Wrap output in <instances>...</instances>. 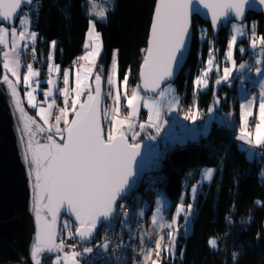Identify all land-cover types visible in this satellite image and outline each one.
Returning <instances> with one entry per match:
<instances>
[{
    "label": "snow or ice",
    "instance_id": "obj_1",
    "mask_svg": "<svg viewBox=\"0 0 264 264\" xmlns=\"http://www.w3.org/2000/svg\"><path fill=\"white\" fill-rule=\"evenodd\" d=\"M258 3L264 5V0H258ZM33 4L34 0H0V25H9L0 26V46L3 47L0 57L5 72L0 83L6 85V92L10 97L9 106L14 107L15 112L19 114L17 123L19 145L31 188V210L35 214L36 229L30 244V259L33 264H42L44 254L56 253V259L52 264H80L77 258L93 253L94 249L84 247L82 252H78L75 250L76 245H69L72 250L65 252V239L61 237V232H66L70 239L78 237V242H84L94 236L95 230L101 224L111 228L113 220L121 218V213L125 218L122 224L127 222L129 207L121 201L125 199L127 190L135 180L133 166L141 148L140 143L136 142L141 133L136 130L135 117L142 105L149 115L147 123L138 124L139 129L154 128L159 134L167 122L164 116L179 111L180 101L174 94L171 79L175 68L182 65L190 48L193 15H198L202 9H206L211 17V27L215 30L225 19L233 15L236 20L242 22L249 0H155L150 36L139 73L143 95L141 85H138L132 90L130 97H125L128 111L123 119L118 118L121 111V94L119 91H116L114 96L112 94V90L117 88V52H113L110 74L107 77L109 90L102 92L100 74H94L92 83L88 81L89 76L93 75V67L98 66V58L102 54L101 33L96 30L95 22L89 19L87 30L89 43L86 47L91 50L85 51L78 58L86 64L80 63L76 69L74 87H69L70 71L63 70L64 87L56 90L63 97L65 106L59 108L58 114L52 111L56 105L54 99L47 103V107L37 106L35 93L41 81L38 79L39 71L34 69L33 63L27 64V70L22 75V85L25 88L23 95L28 106L36 109L43 125L27 114L18 91L21 84V57L32 45L35 60L34 45L38 36L36 31L29 30L28 14L21 15L20 10L23 6ZM39 6L40 0H35L33 11L37 16ZM95 15L103 19L105 11L101 9ZM17 21L19 28L15 26ZM230 27L233 34L227 40V61H233L234 45L238 43L240 37L245 36L240 24L232 23ZM199 32L201 33L199 39L203 41L204 29H199ZM55 43L54 41L53 45ZM250 47L254 53L258 47L264 52V37L257 40L253 33ZM245 51L244 47L239 48V52ZM214 55L210 48L207 67L193 81L197 91L208 85L207 76L216 63ZM47 59L48 88L43 91L44 103L53 96V89L56 87L53 74L61 72L60 65L52 62L53 54L50 53ZM255 63L261 64V59H256ZM245 66L241 64L240 68ZM100 67L102 70V66ZM255 71L257 74H264L260 67H256ZM232 72L231 67H224L223 75L216 83L228 81ZM9 74L14 79L10 78ZM128 79L129 76L125 74L124 82L126 83ZM105 96L113 101L114 108L104 107ZM252 104L253 100L249 99L240 107L245 109ZM212 111L213 108L210 107L208 112ZM251 115V112H243L242 121L245 116ZM49 117H53L54 122H50ZM184 119L197 121V111L190 108ZM259 119L260 123L256 125L257 146L264 144V140L261 139L264 136V131L261 130V126L264 125V81L261 82L259 93ZM237 139L244 141L245 136L239 135ZM213 172L214 169L208 168L204 174L205 178H210ZM195 193L196 189L193 188V194ZM155 203L156 209L152 216L154 225L159 218L160 229L170 228L171 225L163 223L164 217L161 215L165 202L157 199ZM256 203L258 206H264L260 201ZM62 210L69 219L61 222ZM184 211L182 205L175 207L177 217ZM194 212L193 203H189L183 227L178 228L175 233L167 232V244L163 243V237L156 241L157 261L162 252L174 257L176 242L181 232L186 235L189 231L188 225ZM71 217H74V221ZM175 222L174 218L173 223ZM144 239L142 236L141 244L144 243ZM147 239L150 245L151 238ZM208 244L215 249L217 240L209 239ZM103 247L107 249L108 244L105 243ZM140 251L144 253L145 260L151 256L150 248H141ZM139 254L137 253V256ZM236 258L237 254L233 253L234 262ZM20 259L23 261L24 258ZM157 261H153V264H157Z\"/></svg>",
    "mask_w": 264,
    "mask_h": 264
},
{
    "label": "trees",
    "instance_id": "obj_2",
    "mask_svg": "<svg viewBox=\"0 0 264 264\" xmlns=\"http://www.w3.org/2000/svg\"><path fill=\"white\" fill-rule=\"evenodd\" d=\"M115 2L114 7L106 12L105 19L94 20L103 45L98 65L106 71L115 50L119 66L118 77L123 78L127 74L130 86L139 85V71L146 53L155 0ZM34 7L35 0L33 5L25 6L21 11L28 14L31 28L38 33L34 45L38 62L34 64V68L39 71L38 79L41 83L36 94L41 99L47 86V82L42 80L47 73L48 55L52 52L53 62L59 64L61 69L69 68L71 61L83 53L88 23L92 16L87 11L86 0H40L38 16L33 11ZM249 19L256 21L255 33L263 37L262 15L248 12L246 21ZM192 20L193 45L188 64L174 83L176 93L180 95V108L196 102L201 113H204L210 108V103L215 102L219 111H227L231 106L232 92L227 81H222V86L216 92L213 84L208 90L197 91L193 80L201 68L206 66L205 60L210 48L217 57L224 56L230 31L228 26L221 27L215 34L208 22L197 16ZM201 25L205 27L203 41L199 39ZM240 47H244L249 53L245 37L239 38L234 46V59L239 65L248 55L247 52H239ZM1 61L0 58V77L4 73ZM95 67V72H99L100 68ZM212 73L214 77L216 73ZM235 78L236 81L237 77ZM20 89L23 95V87L20 86ZM27 109L34 115L32 111L35 108L27 106ZM145 112L146 109L143 108L140 114L144 115ZM217 123L215 121L206 136L198 141L174 144L166 157H158L157 161L160 162L157 170H141L136 187L128 194L133 198L132 203L137 188L142 192L141 187L151 174H155V178L146 188L148 193L156 194L157 190H161L167 196L175 197L184 189L187 201L192 188H196L193 226L188 235L178 238L176 252L184 256L207 247L205 257L197 264H264V206L256 203L260 201L264 204V175H261L264 153H258L251 145L253 150L247 151L246 145H242L237 139L235 129ZM139 140H145L144 134ZM202 167H213L214 172L209 182L201 184L198 176ZM102 228L101 224L92 242L101 237ZM209 239L217 240L215 249L208 244ZM233 253L237 254L235 262ZM54 257L53 254H44L42 264H51ZM164 262L178 264L176 258L172 260L171 257Z\"/></svg>",
    "mask_w": 264,
    "mask_h": 264
},
{
    "label": "rangeland",
    "instance_id": "obj_3",
    "mask_svg": "<svg viewBox=\"0 0 264 264\" xmlns=\"http://www.w3.org/2000/svg\"><path fill=\"white\" fill-rule=\"evenodd\" d=\"M86 3H87V11L92 16L91 19L94 21V20H99V19L100 20L105 19L106 15H107L106 12L109 9L113 8L116 2H115V0H86ZM101 9H103L105 11V17L103 19H101L100 17L95 15V13L100 11ZM23 14H25V13L22 12L21 15H23ZM28 18L30 20V23L28 25L29 30L34 31L31 28V18L29 16H28ZM232 23H237V22L231 21L228 23L227 28L230 31L229 39L231 38V35L233 34L231 32V27H230V25ZM237 24H240L243 27V30L245 32L244 37L248 40V47L247 48L249 50V53L247 50L243 53V54H245L247 52L248 55L246 58L241 60L242 62L240 63V65L244 64L246 66L244 68H240V65L237 64V61L234 59V56H233V61H227L226 60V53L224 54V56H218L217 57L216 53L213 51L215 54L214 58L216 60V63L213 64L212 70L209 72V74L207 76V79H208L207 87L202 88V90H208L210 85L213 84L214 89L217 92L218 89L223 84L222 81L220 84L216 83V81L218 79H220V77L223 75V68L224 67H231L233 69V72H232V75L230 76L229 80L227 81L228 88H231V90H232L231 98H230V104H231L230 108L227 111H226V109H222L221 111H219L217 108L218 105H216L215 102H212V103H210V107L213 108V111L211 113H209L207 110L206 112L201 113V111L199 109V105H197L196 102H192V103L186 105L185 108L184 107L180 108L179 111L175 112L174 114L171 113L170 115L173 117L174 121L176 122L175 130L173 129V134H171V138H170V139H172V141H174L176 143H180V142L190 143L192 141H198V140H200V138L202 136H206V134L211 130L214 122L217 121L218 122L217 124L220 126L223 124L230 129H235L237 136L244 135L245 140L251 141V143H248V144H252L251 145L252 147L257 146L256 145V132H257L256 125L260 123V119H259V93L261 91V82L264 81V74H257L255 69H256V67H260L262 69V73H264V66L262 65V61H263L262 58L264 57V52H261L260 48L258 47L256 52L254 53L250 47L251 39L253 37V33H255V30H256V21L253 19H249V20L245 21L244 23L238 22ZM0 26H6L7 27V25H0ZM15 26H17L19 28L18 21L16 22ZM199 29H205V27L201 25L199 27ZM255 36H256L257 40H259L261 38V36H257L256 33H255ZM9 39H10V37H9ZM238 41H239V39H238ZM100 42L102 45L101 37H100ZM88 43H89V38H88L87 32H86V40L84 43V49H85L84 53H85V51L91 50L90 48L86 47V45ZM28 49L33 50V46L30 45ZM102 49H103V45H102ZM2 51H3V47L0 46V53H2ZM113 52H112L111 56H113ZM51 54H52V52H51ZM251 56L254 58V60L261 59V64H259L257 66H249L248 59H250ZM0 58L2 60V57H0ZM207 59H208V55H207L205 62L207 61ZM1 62H3V61H1ZM111 62H112V57H111V60L109 61L108 65H107L108 67H107L106 71L104 70V67H102V70H101L100 65H98L97 67L100 68L99 72H95L96 67H93V75L89 76V78H88L89 83H92V81H93L92 79H94L93 78L94 74L100 73L101 77L103 78V82H104V88H105L104 92H107L109 90L107 87V77L110 74ZM205 65H206L205 67L201 68L198 75H196L194 77V80L207 67V64H205ZM33 67H34V65H33ZM77 68L78 67H69V68L67 67L65 69H61L60 73H54L53 74V79L56 80V87L53 89V96L50 98L55 99L56 106H58L59 108H62L65 106L63 103V97L62 96H61L62 97V103L58 102L59 93L56 89L58 88V85H59L58 83L60 81V79H58L59 75L62 78L63 70H69L70 71V86L69 87L70 88L74 87L75 86V83H74L75 82V71ZM117 68H118V73H119L118 64H117ZM26 70H27V65L22 64V67H21V84H20V86H22V87H23L22 75L24 72H26ZM212 72L216 73V75L214 77L212 76V74H213ZM4 74H5V72H4ZM9 77L12 78L10 76V74H9ZM235 77H237L236 81H235V79H236ZM47 78H48V70L46 73V77L42 81H47ZM12 79H14V78H12ZM20 86L18 87V89L21 93L24 105L27 109L28 104H27V101H26V98L24 97V95H22V89H20ZM137 86L138 85L130 86L128 84V81L126 83L124 82V77L120 78L117 75V88L112 90V94L114 96L116 91L120 92V94H121V102H120L121 107L124 105L126 106L125 97H130L132 94V90L134 88H136ZM171 86L174 90H176V85L174 83H171ZM47 88H48V84L44 90H46ZM24 91H25V88L23 87V94H24ZM141 94L143 95L142 91H141ZM36 96H37V94H36ZM250 98H253V104L251 106H248L245 109H241L240 105L243 103H246L247 100H249ZM108 99L111 101L112 108H114L115 105L113 104V101L110 98H108ZM44 101H45V97L40 99L37 96V106L38 107L39 106L47 107V103H51V102H48V100L46 103H44ZM29 108L31 109V107H29ZM190 108L197 111L198 119L195 122L188 121V120L184 119L185 113L188 112ZM141 110H143L142 105L140 107L139 112L136 115V118L141 113ZM123 111L124 110H122L120 112H123ZM32 112L35 115V117L43 124V121L40 120V117L37 114L36 109H35V111H32ZM243 112H251L252 115L251 116H245L244 120L242 121L241 115ZM123 118H120V119H123ZM136 118H135V120H136ZM165 118L166 117H164V120H165ZM167 118L169 119L170 117L167 116ZM249 118H252V119L254 118V120H255V122H253L252 125L249 124V122H248ZM49 120H50V122H54V120H52V117H49ZM144 122L145 121L143 118H140V120L138 122L136 121V123H137L136 130L140 131V133H141L140 136L142 134H144V137H146V136H155L156 137L155 139L145 138V140H148L151 143L152 149L160 157L161 151H162L161 149L163 147H165L166 139H165V137H163L161 130H160L159 134L156 133L154 128H147L146 130H140L138 127V124L144 123ZM200 123H202L203 126H205V128L199 127ZM45 127H47V126H45ZM61 127H63L62 123H61ZM251 128H252V130H250ZM261 130L264 131V125L261 126ZM140 136L137 137L138 140H136V142L140 141L139 140ZM261 139L264 140V136H262ZM163 144H164V146H161V148H160V145H163ZM172 145H174V144H172ZM246 147H247V151L252 149L250 146H246ZM259 147L264 148V144L259 145ZM159 162L160 161H156V162L150 164L147 169H149L151 172L157 170L159 168ZM208 168L214 169L213 167H202V170L199 173L198 180L201 184L203 182H209L211 177H212L211 176L208 179L205 178L204 174ZM261 175H264V166H263V169L261 171ZM154 178H155V174H151L146 178L145 184L141 187V189L143 190L142 192L139 188H137L138 190L135 193L136 196L134 198V201L131 204H129L130 205L129 214L126 218L127 222L122 224V220L125 219L124 217L120 221V225L126 228L127 237H132L133 239L140 242L141 237L143 236L142 235L143 233L140 231V229H138L137 222H138V220H140V218L144 219V221L146 223L145 227H144V231H143L144 235L146 236V238L150 237L151 243L155 246V249L151 250V256H149V258L147 260H145L144 264H153V261H157V257H153L152 253H153V251H155V253H156V241L160 240L161 237H163V240L165 237H167V233H165V231H168V232L172 231L173 233H175L177 231V229L180 228V226L183 227V225L185 223V217L187 215V205L189 203H193L194 209L196 212L195 194H193V188L194 187L192 188L191 193H190V198L187 201L185 200L186 192L184 189H181L179 191L180 193L177 194L175 197H169L165 194V192H163L161 190H157L156 194L148 193L146 191V188L149 186V183H151V181L154 180ZM157 199H160V200L165 202V208L163 209V211L168 210L170 217L166 219V217L163 214V211H162L161 215H163V217H164L163 223L165 225H171L170 228L166 227L164 229H160L158 227V224L160 223L159 218H157L155 225L153 223L152 216H153V213L155 212V209H156L155 201ZM178 205H182L184 210H185L179 217H177L176 213H175V207ZM195 212L193 214L192 221H193V218L196 214ZM141 213H143V214L141 215ZM174 218L176 220L175 223H173ZM65 219H69V217L63 215L61 217L60 221L62 222ZM192 221L188 225L189 231L187 232L186 235H188V233L192 229V226H193ZM72 230L74 232V230H75L74 226H73ZM63 234L67 237L66 232H63ZM183 235H185V234L183 232H181L180 236H183ZM145 236H143V237L145 238ZM57 242H59V241H57ZM144 242H146L145 239H144ZM147 245H149L148 239H147ZM176 249H177V245H176ZM176 249H175L174 257H171L172 260H174V258H176L178 264H197V263L201 262L202 259L205 257V252H206L207 247H205L201 250L195 251V253L189 252V253L185 254L184 256L181 254H178L176 252ZM52 254L55 257L52 259L51 264L56 259V255H57L56 253H52ZM164 260H170V257L168 256L167 252L161 253V256H160L159 260L157 261V264H166L164 262ZM130 264H140V263H137V261L132 260Z\"/></svg>",
    "mask_w": 264,
    "mask_h": 264
},
{
    "label": "water",
    "instance_id": "obj_4",
    "mask_svg": "<svg viewBox=\"0 0 264 264\" xmlns=\"http://www.w3.org/2000/svg\"><path fill=\"white\" fill-rule=\"evenodd\" d=\"M248 12H253L256 15H262L264 37V5H260L258 0H249V4L246 5L245 8V16L242 22L236 20L233 15L225 19L217 29L212 30L215 34H217L221 30V27H227L228 23L231 21L244 23ZM195 16L204 22H208L211 26V17L210 14H207L206 9H202L201 13L198 15H193V17ZM148 33L150 36V28ZM192 40L193 31L190 40V48L186 53V58L182 62L181 66H177L175 68L171 83L176 82V80L180 77L181 72L188 64L187 61L193 45ZM4 75L5 74L3 73L0 80H2ZM139 85H141L142 89L140 75ZM101 86L102 92H104L105 88L103 78L101 80ZM21 100L22 106L25 108L27 114L43 125L35 116L28 112L24 105L22 96ZM9 105L10 97L6 92V85L0 83V264H33L30 259V244L34 238L36 229L35 214L31 210V188L26 175V166L22 160V152L19 145L20 134L17 131L19 114L15 112L14 107H10ZM137 143H140L141 148L140 155L137 157L133 166L135 180L132 186L127 190L125 197L128 195V192L136 187L140 171L148 168V166L156 162L159 157L152 149L151 143L148 140L138 141ZM63 215L65 214H63L62 210L61 217ZM71 218L74 220V217ZM98 228L95 230L94 236L90 240L94 239ZM21 257L24 258L23 261H21Z\"/></svg>",
    "mask_w": 264,
    "mask_h": 264
},
{
    "label": "built area",
    "instance_id": "obj_5",
    "mask_svg": "<svg viewBox=\"0 0 264 264\" xmlns=\"http://www.w3.org/2000/svg\"><path fill=\"white\" fill-rule=\"evenodd\" d=\"M27 14V13H25ZM81 56H77L74 58L69 67H79L80 63H83V61H79L78 58ZM262 65L264 66V57L262 58ZM22 64L27 65L28 63H35L38 62V55L35 51V60H33V50L27 51L25 55H22L21 57ZM75 61V64H74ZM256 60L251 56L250 59H248L249 66H257L255 63ZM59 85L58 88H63L62 78L59 75ZM253 100V98H250ZM49 102L52 101V99H48ZM104 107H107L109 109L112 108L111 101L108 99V97H104L103 101ZM59 107L55 105L53 108V113L58 114ZM127 106H125L124 111L120 112L118 118H123L125 115H127ZM53 118V117H52ZM170 119V118H169ZM142 121V120H141ZM140 121V122H141ZM249 124H253L254 118H250L248 120ZM203 124L200 123L199 127H202ZM251 130V129H250ZM172 144L170 142H167L165 147H163L161 150V158L166 157L171 152ZM255 150L258 153H264V149L259 146H254ZM137 183V182H136ZM129 193V192H128ZM132 196H129V194L125 197L121 203H126L128 207L129 204L132 201ZM164 216L169 218L168 211H163ZM123 218V213H121V218L114 219L112 222V227L107 228L105 225L102 224V233L101 237L97 241H84V242H78V237L76 238H68L66 237L63 232H61V237L65 239V252H69L72 249L69 247V245H76L75 250L78 252H82L84 247H92L94 249L93 253L90 254H84L80 257H78V260L80 261V264H128V262L131 261V259H135L138 262L145 263L144 253H141V248L148 249L150 248L155 249V246L151 243L150 245H147V241L141 244V242L133 239L132 237H127L126 235V229L125 227L120 225V221ZM137 227L140 229V231L143 233L144 227H145V221L143 218H140L137 222ZM181 228V226H180ZM168 231H165L167 233ZM164 244L168 242V239L164 238ZM108 244V248L105 249L103 246L104 244ZM99 246V247H97ZM137 253H140L139 256H137ZM153 257H155V251L152 253Z\"/></svg>",
    "mask_w": 264,
    "mask_h": 264
},
{
    "label": "crops",
    "instance_id": "obj_6",
    "mask_svg": "<svg viewBox=\"0 0 264 264\" xmlns=\"http://www.w3.org/2000/svg\"><path fill=\"white\" fill-rule=\"evenodd\" d=\"M96 27V26H95ZM85 50V49H84ZM84 50H83V53H84ZM83 53L81 54V56L83 55ZM243 54V53H242ZM98 60H99V58H98ZM83 63H85L86 64V62H84L83 61ZM95 67V66H94ZM93 80V79H92ZM59 84V83H58ZM64 87V86H63ZM176 96H178L179 97V101H180V95H178L177 93H176V90H175V93H174ZM52 99H54V98H52ZM55 100V99H54ZM58 102L60 103H62V97L59 95V97H58ZM127 106V105H126ZM124 107H125V105L124 106H122L121 107V111L122 110H124ZM175 112H177V111H174V112H172V114H174ZM142 114H139V116L136 118V121L138 122L139 120H140V118L143 116V118H144V123H147L148 122V111L146 110V112L144 113V115H142ZM167 116H169L170 117V120L167 118ZM164 117H166L165 118V121H167L165 124H164V127L161 129V133H162V135H163V137H165V139H166V143L169 141V142H171L172 144H179V143H176V142H174V141H172V139H170L171 138V134H173V129L175 130V126H176V122L174 121V119H173V117L170 115V114H167V115H165ZM250 119V118H249ZM254 122H255V120H254ZM202 128H205V126H202ZM240 142H241V144L243 145H246V146H250V145H252V144H248L249 142H248V140H244V141H241V140H239ZM166 143H165V145H166ZM181 144L182 143H184V142H180ZM160 146H164V144L163 145H160ZM146 224V223H145ZM126 229V228H125ZM139 229V228H138ZM143 236H145L144 235V232H143V234H142ZM145 240L147 241V238H146V236H145Z\"/></svg>",
    "mask_w": 264,
    "mask_h": 264
},
{
    "label": "bare ground",
    "instance_id": "obj_7",
    "mask_svg": "<svg viewBox=\"0 0 264 264\" xmlns=\"http://www.w3.org/2000/svg\"><path fill=\"white\" fill-rule=\"evenodd\" d=\"M21 13H22V11H21ZM21 13H20V14H21ZM105 97H107V96H105ZM103 101H104V99H103ZM52 120H54V119L52 118ZM129 207H130V206H129ZM132 260H135V259H131V261H132ZM131 261H130V262H128V264H130V263H131ZM135 261H136V260H135ZM138 263H140V262H138ZM9 264H11V263H9ZM140 264H143V263L141 262Z\"/></svg>",
    "mask_w": 264,
    "mask_h": 264
}]
</instances>
